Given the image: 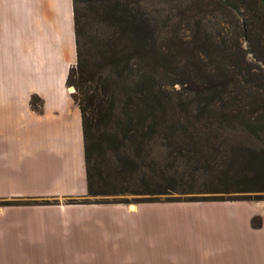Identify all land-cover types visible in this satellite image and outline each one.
Listing matches in <instances>:
<instances>
[{
	"label": "crops",
	"instance_id": "0c3cea01",
	"mask_svg": "<svg viewBox=\"0 0 264 264\" xmlns=\"http://www.w3.org/2000/svg\"><path fill=\"white\" fill-rule=\"evenodd\" d=\"M75 60L72 0H0V200L48 202L0 207V264H264V202L171 204L193 227L155 235L146 204L64 203L86 194ZM138 221L150 230L129 242Z\"/></svg>",
	"mask_w": 264,
	"mask_h": 264
},
{
	"label": "trees",
	"instance_id": "16d2710c",
	"mask_svg": "<svg viewBox=\"0 0 264 264\" xmlns=\"http://www.w3.org/2000/svg\"><path fill=\"white\" fill-rule=\"evenodd\" d=\"M234 1L247 13V32L252 25L264 28V0ZM91 10L114 21L109 34L87 31ZM72 11L76 60L65 84L74 89L71 98L80 111L86 194L67 198L65 204H109L89 198L118 196H140L143 203H152L193 194L228 198L192 202L264 200V146L226 145L227 131L246 135L256 125L264 138V108L250 112L244 94L227 90L236 69L230 47L207 43L202 51L191 49L193 63L183 68L204 75L182 82L167 74L171 54L164 36L125 3L72 0ZM215 51L218 55L209 57ZM214 71L222 72L217 77ZM175 85L180 88L173 90ZM249 98L264 104V94ZM29 104L40 111L37 97ZM45 204L0 200V207ZM250 225L260 228L261 219L253 217Z\"/></svg>",
	"mask_w": 264,
	"mask_h": 264
},
{
	"label": "rangeland",
	"instance_id": "374dc122",
	"mask_svg": "<svg viewBox=\"0 0 264 264\" xmlns=\"http://www.w3.org/2000/svg\"><path fill=\"white\" fill-rule=\"evenodd\" d=\"M114 1H119V4L125 3L127 9L129 8L131 12L142 15V18L146 20L147 23L153 25L156 30L161 32L162 36H164L166 40L165 45L171 54L169 64H167V74L169 77L172 75L176 76L175 80L179 79L182 82L189 79H200L204 75L203 72L190 73L191 71H189L188 68H183L184 64L193 63L194 58L192 59L189 56L191 49L194 50V48H196V50L202 51L201 48H208L207 43H211V46L212 44L219 46L220 48L224 45L225 47L231 48L230 60L236 66V69L230 72L232 75L229 79L230 83L227 90L244 94V98L247 97L245 99V109L250 112L262 110L264 108L263 103H254L253 100L249 98L254 95L255 92L264 94V28L260 29L252 25L251 27L253 28L249 29V32H247L248 19L246 11L242 9L243 5L238 7L239 3H236L234 0H226L227 2L225 1L224 4V0ZM79 6L82 11H84V4ZM118 8L120 9V7ZM102 14L103 15L95 14L93 10L87 11V15L89 16L87 24L88 32L98 30L102 34L110 33L114 21L111 20V18L108 19V16L104 15V12ZM116 15H118V13H116ZM177 39L180 40L182 44L184 43V45L177 44ZM179 45L185 48L187 52L180 49ZM216 55H218V53L215 51L212 52L209 57ZM211 63L215 66L219 65L216 62ZM175 64L178 65L173 67ZM227 70L229 71L228 68ZM220 73L218 71L212 72V74L217 77ZM244 81L245 83H243ZM173 88V90H177L180 87L175 85ZM236 123L239 124L240 122H234V124ZM258 126L259 125L249 127L250 133L246 135L240 131H227V135H225V137H227L226 145L232 148L239 147L240 145L246 147L264 146V138L257 133ZM253 133H257L259 137L254 138ZM220 195L224 199L228 198L227 195L222 194H193L173 195L172 198L174 199L166 201V199L162 198L159 202L152 203H143V199H141L140 196L96 197L89 198V200L109 203L105 205H124L129 209L131 205L146 204L145 206L147 207H145V212L137 216H139L138 218L153 220L152 233L155 235L162 232L163 234L177 232V227H179L182 232L186 227H193L191 222L183 225L180 224V226L177 223L180 222L178 221L179 219L184 218L185 220L196 214L187 208L179 209L176 206L169 205L200 203L192 201ZM254 202H264V200ZM158 204H166L167 206H157ZM132 223L134 224L133 228L136 227V229L128 232L127 240L129 242L134 241V239L137 238L136 236L140 237L141 234L144 235V229L150 230L141 225L139 221L136 224L135 222ZM195 228L197 229V227L194 226V229Z\"/></svg>",
	"mask_w": 264,
	"mask_h": 264
},
{
	"label": "built area",
	"instance_id": "2783aa9c",
	"mask_svg": "<svg viewBox=\"0 0 264 264\" xmlns=\"http://www.w3.org/2000/svg\"><path fill=\"white\" fill-rule=\"evenodd\" d=\"M68 90H69L70 93H73V89L71 87L68 88Z\"/></svg>",
	"mask_w": 264,
	"mask_h": 264
},
{
	"label": "bare ground",
	"instance_id": "6f19581e",
	"mask_svg": "<svg viewBox=\"0 0 264 264\" xmlns=\"http://www.w3.org/2000/svg\"><path fill=\"white\" fill-rule=\"evenodd\" d=\"M134 209V207H131V210H133Z\"/></svg>",
	"mask_w": 264,
	"mask_h": 264
},
{
	"label": "water",
	"instance_id": "95a60500",
	"mask_svg": "<svg viewBox=\"0 0 264 264\" xmlns=\"http://www.w3.org/2000/svg\"><path fill=\"white\" fill-rule=\"evenodd\" d=\"M130 207H133V205H131Z\"/></svg>",
	"mask_w": 264,
	"mask_h": 264
}]
</instances>
